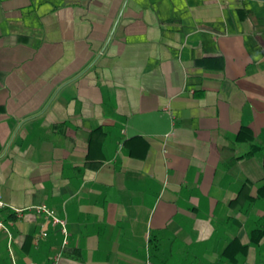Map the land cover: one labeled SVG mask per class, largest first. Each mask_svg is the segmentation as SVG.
<instances>
[{"label": "crops", "instance_id": "crops-1", "mask_svg": "<svg viewBox=\"0 0 264 264\" xmlns=\"http://www.w3.org/2000/svg\"><path fill=\"white\" fill-rule=\"evenodd\" d=\"M0 199L67 229L0 264H264V0H0Z\"/></svg>", "mask_w": 264, "mask_h": 264}, {"label": "built area", "instance_id": "built-area-1", "mask_svg": "<svg viewBox=\"0 0 264 264\" xmlns=\"http://www.w3.org/2000/svg\"><path fill=\"white\" fill-rule=\"evenodd\" d=\"M9 209L14 211L17 215H22L26 211H33L37 216L44 217L46 220L51 222L52 224L59 225L62 229L63 234L65 235L63 246L67 245V229H66V221L57 216L56 212L47 207L46 205H39L29 209H14L8 206L3 200L0 199V210ZM0 231L4 232L8 237V247L11 252L12 242H13V234L9 228V226L3 221L0 216ZM64 248V247H63ZM61 252L57 254L53 260L52 264H59ZM146 264H152L150 260L146 262Z\"/></svg>", "mask_w": 264, "mask_h": 264}]
</instances>
